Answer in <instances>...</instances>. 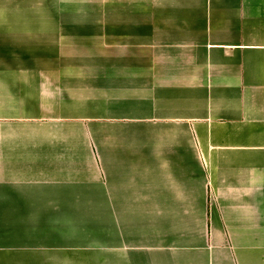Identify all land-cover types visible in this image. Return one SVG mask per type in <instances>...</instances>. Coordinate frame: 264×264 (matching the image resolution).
<instances>
[{
  "label": "crops",
  "instance_id": "obj_1",
  "mask_svg": "<svg viewBox=\"0 0 264 264\" xmlns=\"http://www.w3.org/2000/svg\"><path fill=\"white\" fill-rule=\"evenodd\" d=\"M0 264H264V0H0Z\"/></svg>",
  "mask_w": 264,
  "mask_h": 264
}]
</instances>
